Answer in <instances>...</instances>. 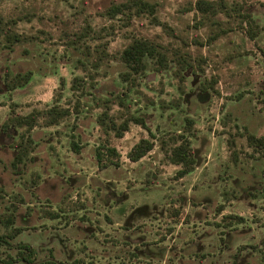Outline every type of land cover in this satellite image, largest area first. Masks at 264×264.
<instances>
[{
    "label": "rangeland",
    "instance_id": "374dc122",
    "mask_svg": "<svg viewBox=\"0 0 264 264\" xmlns=\"http://www.w3.org/2000/svg\"><path fill=\"white\" fill-rule=\"evenodd\" d=\"M124 1L0 0L2 29L28 36L9 48L0 36V124L10 103L20 114L55 100L71 111L30 131V158L17 167L12 146L23 129L0 133V264L22 245L33 253L11 264H264V154L246 139L264 137V0H227L248 7L254 39L219 14L230 29L210 44L213 27L192 8L196 0H148L158 21L142 15L125 25L120 14L104 15ZM86 26L100 37L78 39ZM134 37L161 44L167 67L147 60L124 80L118 57ZM96 46L107 58L92 68ZM6 71L32 75L6 91ZM105 108L116 123L142 116L155 138L133 122L116 137L97 121ZM185 118L196 165L176 178L179 166L159 140ZM141 138L154 146L131 162L127 152ZM104 146L116 154L98 164Z\"/></svg>",
    "mask_w": 264,
    "mask_h": 264
},
{
    "label": "trees",
    "instance_id": "16d2710c",
    "mask_svg": "<svg viewBox=\"0 0 264 264\" xmlns=\"http://www.w3.org/2000/svg\"><path fill=\"white\" fill-rule=\"evenodd\" d=\"M264 4V3H261ZM200 17L203 19V24L205 21L213 27L212 32L206 38V44H210L221 34H225L228 29L222 26V21H219L216 16L223 14L225 17L234 18L237 20L239 27H241L246 35L250 39H254L258 34V24L256 23L255 18L242 1H227V0H196L192 7ZM156 4L149 2L148 0H126L124 2L111 4L108 6L104 15L109 19L115 18L117 15H121L124 18L125 25L130 23L131 19L136 16L147 15L150 19L158 21L156 16ZM12 24L16 23L15 20L10 21ZM2 20L0 19V24ZM244 25V26H243ZM93 33V36L89 35ZM0 36L3 37L6 47H12L16 43L23 42L28 39V36H23L15 31H12L8 26L6 30H3L0 25ZM32 37V36H30ZM83 37H91L93 39H98L100 34L95 32L89 26H86L83 29V32H80L77 35L78 39ZM89 52V49H87ZM94 52H99L96 58L90 63L92 68H98L100 63L107 58V54L104 48L99 49V46L94 47ZM264 52V51H263ZM119 60L123 63L126 71L123 73L124 80H128L132 75H141L146 68L147 60H154L159 66L167 67V57L165 54V49L163 46L157 42H154L147 38L134 37L132 40L122 49L119 53ZM178 63L183 66H187L184 58H179ZM185 68V67H184ZM31 71L24 73H14L11 74L9 71H6L4 76V87L6 91H12L16 88L23 87L31 78ZM77 80L74 78V81ZM73 81V83H74ZM61 83V81H60ZM119 103L122 105L121 101ZM16 103L9 104L8 116L0 124V133L7 132L9 129L22 128L23 131L19 133V141L16 142L12 147L16 149V154L13 157L11 162L13 167H17L19 164H23L25 160L30 158L29 153L31 151L30 144L33 143V140L30 136V131L36 126L50 127L57 125L61 120L69 114L71 111L68 108H63L56 103V100L51 104H48L44 109L33 108L30 112L26 114L17 113L15 107ZM108 108L102 110L98 117V123L100 126L105 128L107 131L114 133L116 137H122L123 133L128 130L129 122L134 124L141 125L144 129L147 130L151 138H155L151 133V130L145 123V119L140 115H131L123 121L116 123L108 115ZM194 136V130H192V120L190 118H185L184 127L179 132H174L170 134L167 138V141L164 138L159 140L161 150H164L163 153L169 163L179 166L175 171L174 175L176 178H181L189 173H191L196 165V157L191 146L190 138ZM247 144L250 147H253L257 151L261 150L264 154V137H256L252 134L246 135ZM154 146L153 141L150 138H141L139 139L127 152V158L131 162H137L142 157H144L149 151L152 150ZM71 149L74 152H78V145L73 140H71ZM101 152L99 149L95 153L96 161L99 164L102 161L103 153L105 155H115L116 152L113 148L108 146L102 147ZM219 210V208H218ZM174 214L178 216V210H174ZM56 214L52 215L55 217ZM173 217V218H174ZM241 218H239L240 220ZM12 219L7 217L5 223H11ZM17 230V229H16ZM11 235L10 238H12ZM9 237V235H5ZM4 236L1 235L0 239L5 241ZM33 253V250L26 245H22L17 251V257L11 259L9 257L5 260V264H11L12 261H22L27 258L24 256H29Z\"/></svg>",
    "mask_w": 264,
    "mask_h": 264
},
{
    "label": "flooded vegetation",
    "instance_id": "af4514ba",
    "mask_svg": "<svg viewBox=\"0 0 264 264\" xmlns=\"http://www.w3.org/2000/svg\"><path fill=\"white\" fill-rule=\"evenodd\" d=\"M65 228H66V227H65ZM155 243H160V242H156V241H154V242H150V243H147V242H146V243L143 244V245H146V246H147V245H151V244H155ZM137 248H138V246H137L135 249H137ZM22 261H23V260H22ZM73 261H74V260H73ZM73 261H72V262H73Z\"/></svg>",
    "mask_w": 264,
    "mask_h": 264
}]
</instances>
